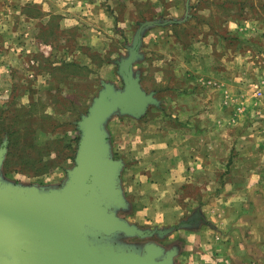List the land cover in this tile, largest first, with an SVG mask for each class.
Here are the masks:
<instances>
[{
	"label": "rangeland",
	"instance_id": "obj_1",
	"mask_svg": "<svg viewBox=\"0 0 264 264\" xmlns=\"http://www.w3.org/2000/svg\"><path fill=\"white\" fill-rule=\"evenodd\" d=\"M133 51L131 76L154 101L141 114L118 107L106 117L107 157L154 176L178 164L174 157L183 162L170 169L172 193L153 208L149 199L123 194L119 181L124 197L112 208L152 231L117 232L118 246L139 255L159 246L164 258L173 248L184 252L187 230L202 229L218 263L259 261L264 0H0V188L11 189L13 179L3 173L14 168L32 179L31 156L43 158L38 183H67L77 165L80 121L108 85L132 91L124 69ZM143 213H163L162 221L146 223Z\"/></svg>",
	"mask_w": 264,
	"mask_h": 264
},
{
	"label": "water",
	"instance_id": "obj_2",
	"mask_svg": "<svg viewBox=\"0 0 264 264\" xmlns=\"http://www.w3.org/2000/svg\"><path fill=\"white\" fill-rule=\"evenodd\" d=\"M135 57L136 51H133L124 69L132 91L120 94L108 85L105 97L80 121L83 136L77 165L69 171V179L63 187H31L21 198L14 196L11 185L9 190L0 188V264L171 263L174 252L160 258L163 248L159 246H147L143 256L122 249H109L98 256L92 250L88 253L82 239L85 226L106 234L124 232L143 236L151 232L130 224L108 207L122 198L117 186L122 162L107 157L101 123L118 107L124 112L141 114L146 105L154 101L131 76ZM108 97L109 102L106 101ZM5 152L4 144L0 148V162Z\"/></svg>",
	"mask_w": 264,
	"mask_h": 264
},
{
	"label": "crops",
	"instance_id": "obj_3",
	"mask_svg": "<svg viewBox=\"0 0 264 264\" xmlns=\"http://www.w3.org/2000/svg\"><path fill=\"white\" fill-rule=\"evenodd\" d=\"M29 103L31 106V102ZM109 124L111 125V122H109ZM102 130H103L105 139L109 140L112 136L111 135L112 130L110 128H105ZM179 148H180L179 149L180 152L184 151L183 146H180ZM157 152H163V150L156 151V153ZM29 160H30V169L32 168L35 170V172L32 174V179H31V176L29 175L27 176V178L18 176V173H20V171L15 168L13 169L11 175L8 174L7 172L3 173L5 177L11 176L10 179L11 178L13 179L14 184L11 185L13 187V191H14L13 193H14V196H18L19 198H21L22 196L23 197L26 196L29 193L31 187H40V188L43 187L44 189L52 188V186H47L48 184L46 182H44L43 184L38 183L37 174L45 173L43 169L36 171V169L40 168L39 162H42L43 158H35L34 156H31ZM44 161L46 160L44 159ZM152 161L154 160H152V157H150L149 163H151ZM174 162H177L178 164L168 165L165 168L166 169L165 172L162 173L160 176L158 175L154 176V174H152L151 171H149L148 173L149 175H146V171H144L145 173L137 172L136 166H133V167L126 166L125 167L126 164L123 163L122 164L123 168L121 166L118 171L117 186H119V181H120L119 188H121L123 194H125V192L127 191V193H129L130 195H136L138 197H142V200L146 199L147 201V199H149L152 202L151 206L153 208L154 207L153 204L158 199L159 200L164 199L165 196H170V194L172 193L171 192L172 186L170 185L168 186V184L173 185L174 183V179L172 178L173 173L170 171V169L172 170L175 168L177 169L182 168L183 161H182L181 155L174 157ZM0 165H2V167L5 166V156L0 162ZM25 166L27 167V165ZM151 168L153 167L149 165L147 169H151ZM143 169L145 168L143 167ZM156 169H163L159 162L157 163ZM48 180L49 179H47L46 181L48 182ZM141 183L144 186H146L147 189H150V191L145 193L142 190H139L137 186H139V184ZM123 197L124 196H122L121 200L123 199ZM108 207L110 211H114L116 212L118 216H121L120 213H118V211L112 208V205ZM144 208H150V206H148L146 203ZM143 215L144 216H138V217L145 218L146 223L147 222L150 223L152 219L155 220V223H160V221H162L161 217L163 213H161L160 215L151 213L148 216L146 215V213H143ZM147 229L152 231V229L150 228H147ZM182 229L183 228H180L178 229V231H182ZM183 230H187V229H183ZM202 231H203L202 229L196 230V231L193 230L190 232L189 230H187V233H186L187 241L185 242L184 247H183L184 252H179L180 248L179 249L173 248L172 251L175 253L172 257V261L170 264H231L229 259H228V262L221 261V258L219 259L220 261L219 263L216 261V259L214 258L216 255L214 252L211 254V250H210L211 244L207 241L209 237L203 233L204 231L203 232ZM82 239L85 242L84 244L85 249L88 251V253H90V250H92V253L98 256L105 254L109 249H112V250L122 249L117 244L120 240H118L117 234L115 232L111 234H106L101 230L92 228L90 226H85L84 230L82 228ZM262 247L264 248V244L262 245ZM181 253H184L183 254L185 255L184 259L177 258V256L180 255ZM85 255L86 254L84 253L83 256ZM240 264H264V252L262 253V256H260L259 261L248 260V261L241 262Z\"/></svg>",
	"mask_w": 264,
	"mask_h": 264
},
{
	"label": "trees",
	"instance_id": "obj_4",
	"mask_svg": "<svg viewBox=\"0 0 264 264\" xmlns=\"http://www.w3.org/2000/svg\"><path fill=\"white\" fill-rule=\"evenodd\" d=\"M20 111H22V110H20ZM24 115H25V113H24ZM18 118H19V116H18V114H17V115L15 116V119H18ZM18 123H19V122H18ZM5 130H8V129L5 128ZM10 132H11V134L13 133V131H10ZM10 132H9V133H10ZM13 134H14V133H13ZM13 134H12V135H13ZM6 172H7L8 174H11L10 171H6Z\"/></svg>",
	"mask_w": 264,
	"mask_h": 264
}]
</instances>
